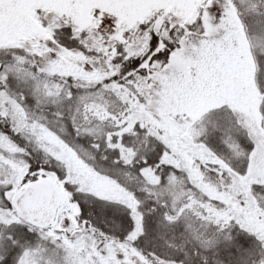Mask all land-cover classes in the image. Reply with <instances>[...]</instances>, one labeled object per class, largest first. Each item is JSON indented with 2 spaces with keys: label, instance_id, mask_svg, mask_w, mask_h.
I'll return each instance as SVG.
<instances>
[{
  "label": "snow or ice",
  "instance_id": "snow-or-ice-1",
  "mask_svg": "<svg viewBox=\"0 0 264 264\" xmlns=\"http://www.w3.org/2000/svg\"><path fill=\"white\" fill-rule=\"evenodd\" d=\"M0 264H264V0H0Z\"/></svg>",
  "mask_w": 264,
  "mask_h": 264
}]
</instances>
